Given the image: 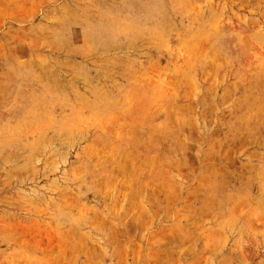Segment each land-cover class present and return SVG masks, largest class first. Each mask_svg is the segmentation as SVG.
Listing matches in <instances>:
<instances>
[{
    "label": "rangeland",
    "instance_id": "obj_1",
    "mask_svg": "<svg viewBox=\"0 0 264 264\" xmlns=\"http://www.w3.org/2000/svg\"><path fill=\"white\" fill-rule=\"evenodd\" d=\"M0 264H264V0H0Z\"/></svg>",
    "mask_w": 264,
    "mask_h": 264
}]
</instances>
